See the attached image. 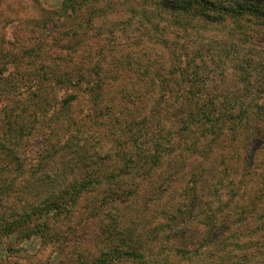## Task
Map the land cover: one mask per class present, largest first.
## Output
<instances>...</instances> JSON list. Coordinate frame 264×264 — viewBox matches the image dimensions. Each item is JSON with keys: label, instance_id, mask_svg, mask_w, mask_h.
I'll return each instance as SVG.
<instances>
[{"label": "rangeland", "instance_id": "374dc122", "mask_svg": "<svg viewBox=\"0 0 264 264\" xmlns=\"http://www.w3.org/2000/svg\"><path fill=\"white\" fill-rule=\"evenodd\" d=\"M169 4L0 0V264H132L111 252L128 247L135 264H264V18L235 41Z\"/></svg>", "mask_w": 264, "mask_h": 264}, {"label": "trees", "instance_id": "16d2710c", "mask_svg": "<svg viewBox=\"0 0 264 264\" xmlns=\"http://www.w3.org/2000/svg\"><path fill=\"white\" fill-rule=\"evenodd\" d=\"M192 1H196L200 5H198L197 8H195L193 14H191L190 12L185 13L183 11V8L190 5L189 3ZM172 2H176V5H177L176 9H178L177 15H185V17L182 16L183 18L173 19L175 24L179 25V23H184L187 25L190 23V21L193 19V17L198 16L197 20H199V23H201L200 28L202 29V31L206 32V29H207L206 27L210 28V27L217 26V25H227V26H230V28H228L229 32H228L226 38H228V39L232 38V37H230V34H231L233 36V38H235V41H240L241 38L245 36L246 28H244V25L242 23L243 22H246V23L249 22L250 23V21L245 16L249 15V16H253L254 18H256L257 22L254 21V24H256L258 26L262 25L259 21V17L264 18V11L262 8L263 7L262 5H264V0H160L161 6L167 10H171V8H169L170 7L169 3H172ZM164 3L166 6L164 5ZM176 17H178V16H176ZM234 25H235V28H234ZM209 28H208V30H209ZM184 29H186V28H184ZM224 33H225L224 35H226V31ZM255 35H257V34H255ZM255 35H253V36L250 35L248 39H252V38L255 39ZM214 40H216V38L207 39V41H205V42L207 44H213ZM207 44H205V43L200 44V48H198V52H200V57L201 56L203 57L204 53L207 54L208 52H211L209 47L205 48V47H207L206 46ZM216 45L220 46V44H218V43H216ZM226 45H228V43ZM226 45L224 44V46L220 47L219 51H217V55H219L221 59L227 58V56L229 54V53L225 52V50L227 49ZM236 54H237V52H233V55H236ZM250 55L248 54L246 56V54H245V55L235 56L236 57L235 59H238L241 64H243L244 62H249V65H250V63L252 62V60L250 61V58H248V56H250ZM262 70H264V68H262ZM209 74L202 71L199 75H196V76L193 75V79L208 80L209 76H207V75H209ZM203 75L206 77H204ZM181 76H182L181 80L185 81L187 83L188 88H189V91L185 92L184 95H182L181 103L186 102L187 104H190V103L194 104V101L197 102L199 97H200L199 90L193 92V90L196 89L197 84L194 83L193 80H191L192 74H190L188 72V69L183 70L181 72ZM202 85H204V87H205V83H203ZM261 85H264V79H263ZM262 92H264V88L261 90V93ZM97 99L98 98L96 97L94 100L97 101ZM112 103L113 102L109 101V104L106 105L105 107L107 109H110ZM258 110L261 111V109H258ZM229 111H236V110H234V107L231 106V109H229ZM209 113H211V111L206 110L204 108H201L199 110L198 109L191 110V111H189L188 114L184 113V115L187 116L186 117L187 122H190L192 125H194V124H196V122L194 123L196 118L198 120V119H200V117L202 115L204 116L202 118H206V117L208 118ZM155 118H157V116H155ZM186 126H187V128L189 127L188 124H186ZM143 160L141 159V161H143ZM146 160L148 161V159H146ZM141 161L135 167V169H136L135 175L137 174V172H140L142 169L143 162H141ZM79 186H80V189L70 187L67 190H63L61 192H58L57 195L54 196L55 197L54 201H56L57 204L52 205L51 206L52 209L56 212H59L60 210L65 209L64 208V206L66 205V204H64L65 199L67 197L72 199L73 195H75V194L78 195L81 192V190L83 188H85L84 185H78L77 187H79ZM122 193L124 194V192H122ZM118 198H120V197L118 196ZM115 250H117V248L114 249V251L111 250V252H114L116 254L119 252V259H125V258L130 259L132 264H135L136 260H140L142 258V256L138 252H135L134 251L135 249L132 247H128L127 250L120 249V248L118 251H115ZM102 257H108V254H103ZM110 258L112 259V256H110ZM105 262H108V260L103 259L101 261V263H103V264H105Z\"/></svg>", "mask_w": 264, "mask_h": 264}]
</instances>
